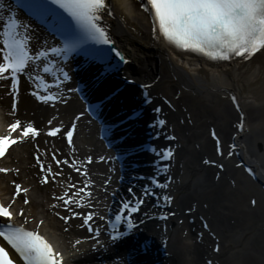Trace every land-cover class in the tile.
<instances>
[{
	"label": "bare ground",
	"instance_id": "6f19581e",
	"mask_svg": "<svg viewBox=\"0 0 264 264\" xmlns=\"http://www.w3.org/2000/svg\"><path fill=\"white\" fill-rule=\"evenodd\" d=\"M3 3L5 7L0 9L4 17L0 20V48L4 47L3 25L9 22V9L15 12L6 0ZM110 3L114 5L113 16L105 15L102 25L108 30L114 49L124 57V65L115 72L131 82L120 86L123 96L128 99L130 94L136 103L150 99L140 108L153 149L141 153L138 168L124 170L121 174L133 194L140 193L136 196L144 199L140 214L134 213L133 216L144 229L148 249L154 252H149L151 261L160 264H209V261L211 264H227L222 255L226 250L239 247L234 238L245 220L238 210L241 199L237 195L242 190L235 158L243 161L264 183V158L257 157L252 141L246 140L250 126L246 111L264 102V50L251 60L236 57L218 63L181 54L163 38H156L151 16L143 11L141 0H110ZM17 13L15 18L21 21ZM27 25L31 29L27 33L31 37L28 44L33 52L60 46V40L45 27L34 22ZM18 31L23 38L24 29ZM2 56L0 52V62H3ZM49 61L53 62L52 58L30 62L31 70L25 71L29 83L19 77V97L14 115L11 114L13 98L7 94L11 79L0 81V135H7L9 125L17 119L22 124L31 123L40 132L34 139L13 145L5 158L0 159V167L18 169V172L0 173V201L6 203L11 199L15 189L12 181L29 189V204L22 203L25 194L21 193L16 198L15 207L25 208L31 220L29 229L39 220L44 221L40 233L53 243L55 251L62 256V264H124L118 259L120 254L123 256L122 251L108 248L113 234L109 230L114 203L110 193L117 187L120 173L116 151L93 135L99 126L78 109V105L85 104L73 91L70 92L69 85L42 73ZM52 67L58 77L61 75L59 69H63L69 72L70 81L73 80L70 65L53 64ZM5 75L10 76V73ZM40 83H43V92L38 91ZM138 84L142 87L137 88ZM34 92L55 94L57 99L45 104L33 95ZM222 98H228V103L221 104V100L225 101ZM242 118L244 127L241 130ZM159 120H164L165 124L160 126ZM53 128L61 131L56 136L47 135ZM68 131L73 132L71 144L67 140ZM12 136L15 138L16 134ZM227 143L235 145L234 153L227 149ZM117 148L122 150L119 145ZM169 150L173 153L170 159L157 160ZM102 153L106 157H102ZM53 154L57 160H68L69 164L57 165ZM37 155L45 167H52V173L60 172L61 175L53 179L52 173H42ZM73 162L80 172L70 166ZM83 172L87 175H82ZM140 172L143 177L136 178ZM44 175L50 177L48 183H41ZM149 176L160 180L161 184H168V187H153ZM245 177L251 179L248 171ZM85 183L89 184L91 196H84L81 207L75 203L70 205L72 212L82 215L72 216L65 223L60 217L72 213L55 197L63 196L65 192L72 196ZM125 183L118 185L134 205L136 199L130 197ZM73 184L75 188L71 187ZM144 186L156 195L145 197L141 193L145 191ZM177 194L180 196L175 200ZM164 196L171 197V202L165 203ZM73 199L80 200V197L74 196ZM89 212L93 213V219L89 221L94 229L92 232L87 225L82 226ZM161 216L168 219L163 220ZM96 228L100 229L98 236ZM252 229L251 224L247 225L243 235L248 236ZM253 236L252 242L256 239V235ZM94 249L105 250L108 254L101 252L103 260L95 262Z\"/></svg>",
	"mask_w": 264,
	"mask_h": 264
},
{
	"label": "snow or ice",
	"instance_id": "6c2138e0",
	"mask_svg": "<svg viewBox=\"0 0 264 264\" xmlns=\"http://www.w3.org/2000/svg\"><path fill=\"white\" fill-rule=\"evenodd\" d=\"M28 8L34 14L46 13L54 17L58 23V34L63 37V47L40 48L33 52L28 41L31 39L27 33L30 32V26L23 24L16 19V13L9 12L8 23L3 25L7 38L3 41V53L0 62V81L11 79V89L7 93L12 96V112L17 111L19 97V76L26 70H31L30 62L47 60L49 53L68 58L70 55H82L91 62L103 63L107 60L105 49L98 46H110L113 41L110 39L108 30L102 25L105 15L113 16L114 5L110 0H24L22 5ZM5 7L3 0H0V9ZM141 7L144 12L151 16L152 31L157 39L163 38L169 44H174L178 49L195 52L207 57L211 61H229L239 57L244 60H251L257 53L264 50V0H141ZM58 9L67 13L65 17ZM4 19L0 14V20ZM24 29V36L18 29ZM9 29H12L10 32ZM46 43V42H45ZM110 50V49H109ZM120 56V53H116ZM124 60L123 56H120ZM50 68L44 65L43 72L48 73ZM64 80L71 79L69 72L59 69ZM10 73V76L5 75ZM38 79H43L38 77ZM59 87V84L57 85ZM47 91V89H45ZM36 98L47 104L57 99L55 94L41 95L39 92L33 93ZM233 101L236 97H232ZM237 107L239 105L237 104ZM49 125L52 121L50 120ZM159 125L165 124L164 120H159ZM75 126L73 125V128ZM241 130L244 127L243 118L239 125ZM61 131L60 128H53L47 132L49 136H56ZM16 136L13 138L12 134ZM40 134L31 123L22 124L20 120L9 125L7 135H0V159L5 158L9 149L18 142L22 143L26 139H34ZM73 132H67L68 143L72 142ZM173 153L167 151L165 157L170 159ZM53 160L59 165L69 164L68 160H57L53 154ZM41 172L52 173V167H45L40 162V156H36ZM91 163V158L88 160ZM207 163V161H206ZM77 172L81 169L76 167V163L71 165ZM18 169H9L0 167V173L7 174ZM248 172L251 174L252 169ZM61 175L60 172L52 173V178ZM82 175H87L83 172ZM50 177L44 175L41 183H48ZM15 185L14 193L8 202H0V264H62V256L55 251L51 243L44 235L40 233V227L44 224L39 220L34 227L29 229L31 223L29 215L24 207H15L17 197H22L24 205L29 204L27 198L28 188H22L20 184L12 181ZM159 188H167L168 184H159ZM75 188L76 185H71ZM89 184L85 183L83 187L69 196L67 192L63 196L55 197L62 201L63 206L72 213L71 216H62V220L67 223L72 216L82 215L72 212L70 205L75 203L78 207L83 206L84 196H91L88 190ZM131 191V189H129ZM83 193V195H81ZM156 195L151 189L145 188L144 196ZM74 196H79L80 200H74ZM165 203L171 202V197L162 198ZM144 203L143 198H137L133 205L131 201L123 204V209L127 210V215H117L115 220L126 221L129 229L134 227L132 214L139 211L140 205ZM253 204L256 201H252ZM56 207V205H52ZM59 216V213H57ZM167 220V216L160 217ZM93 219V213L89 212L83 219V225L88 226L90 232L94 231L89 221ZM19 220V223H18ZM114 227V226H113ZM99 228L95 229L97 236ZM124 233L117 232L112 238L120 239ZM80 243L79 240L76 241ZM219 247L216 251L219 252ZM10 252L12 255H10ZM211 264V261H209Z\"/></svg>",
	"mask_w": 264,
	"mask_h": 264
},
{
	"label": "rangeland",
	"instance_id": "374dc122",
	"mask_svg": "<svg viewBox=\"0 0 264 264\" xmlns=\"http://www.w3.org/2000/svg\"><path fill=\"white\" fill-rule=\"evenodd\" d=\"M157 61V63L160 64L158 66H161V62L159 60ZM71 89L72 86L70 87V90ZM195 94L199 96L198 93ZM222 99L225 101L221 100V104L228 103V98ZM258 104L259 105L249 107L246 111L250 125L246 140L250 139L252 141V149L257 157L264 158V102ZM78 109L81 111L79 107ZM236 125H238L237 122L235 123V127ZM93 135L95 134L93 133ZM235 148V145L232 146L231 143H227V149L231 150V154L234 153ZM103 156L106 157L105 153H102V157ZM234 162L240 169L239 178L241 183L239 188L242 190V192H238L237 195V198L239 200L241 199L238 203V210H241L242 217L245 216V220H243L244 225L238 227L237 235L234 238L239 247L228 252L226 250L222 256L225 258L227 264H264V186L256 181L253 176H251V179L245 177L248 168L244 165L243 161H239V158H235ZM126 186L129 188L128 185ZM112 192L114 195L110 194V197L113 202L115 201V196L120 199V192L117 193L115 188L112 189ZM179 196L180 194H177L175 200ZM253 200L256 201L255 204L252 203ZM247 219L249 222H247ZM249 224L253 226L251 231V233H253L244 236L243 233H245V228ZM253 234L256 235V239L252 242L251 235L253 236ZM101 252L96 249L92 251V253L96 255V257H94L95 262H101L103 260L102 258H104V255H102V253L105 255L108 254L105 250ZM118 259L124 262V258L121 254Z\"/></svg>",
	"mask_w": 264,
	"mask_h": 264
},
{
	"label": "water",
	"instance_id": "95a60500",
	"mask_svg": "<svg viewBox=\"0 0 264 264\" xmlns=\"http://www.w3.org/2000/svg\"><path fill=\"white\" fill-rule=\"evenodd\" d=\"M116 53L117 52L114 51L115 56L114 59L112 60L115 63L121 61L120 56H117ZM94 84L96 85L95 87H97V89L94 92H92V96H91L93 98L92 101L100 102L98 111L101 117L103 118V120L109 123V128L111 133L110 135L114 136L121 132L130 131L132 129L137 130L138 127L133 126V121L130 120V117H133L135 116L136 113H138L137 111L138 109H141L143 107L144 101H137V103H133V101L130 100V102H126L124 99L125 97H123L122 93H120L121 91L119 90L120 89L119 87L110 91L104 81L101 82L100 80L94 81ZM85 85L87 90L89 87L88 83ZM119 85L124 86L125 81L124 82L122 81V83H119ZM136 87L138 88L139 85ZM103 101L105 102L103 103ZM139 135L143 140L146 139L147 137V133L144 132H142V134ZM256 179L258 182H260L258 177H256ZM262 184L264 185V183ZM143 235L144 237L141 235L140 237L144 240V238H146V235L145 233ZM149 252L150 251L147 250L146 253H144L143 255L144 258H147L146 264H160L159 261L158 262L151 261V256L149 255L150 254ZM128 259L131 264H135L130 255L128 256Z\"/></svg>",
	"mask_w": 264,
	"mask_h": 264
}]
</instances>
